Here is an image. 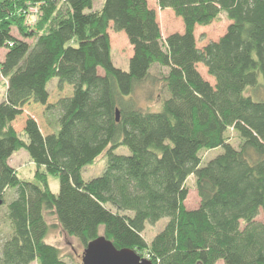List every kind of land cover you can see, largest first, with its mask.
<instances>
[{
  "label": "trees",
  "instance_id": "obj_1",
  "mask_svg": "<svg viewBox=\"0 0 264 264\" xmlns=\"http://www.w3.org/2000/svg\"><path fill=\"white\" fill-rule=\"evenodd\" d=\"M26 2L39 4L32 27L19 13ZM156 2L181 19V31L163 36L146 0H103L96 9L93 0H0V72L9 74L1 204L13 192L0 264H81L45 241L54 225L83 248L104 235L151 264H264V95L256 92L264 88V0ZM220 14L225 31L198 45L196 26ZM110 28L131 46L126 69L111 59ZM146 82L157 86L158 109L136 98ZM27 102L40 107L42 124ZM120 145L129 153H116ZM20 149L57 176V192L37 171L31 180L17 175L9 159ZM100 154L104 170L84 179L82 168ZM189 175L193 208L184 204ZM163 217L147 241L145 224Z\"/></svg>",
  "mask_w": 264,
  "mask_h": 264
},
{
  "label": "rangeland",
  "instance_id": "obj_2",
  "mask_svg": "<svg viewBox=\"0 0 264 264\" xmlns=\"http://www.w3.org/2000/svg\"><path fill=\"white\" fill-rule=\"evenodd\" d=\"M99 0H93L94 4H97ZM161 9V8H159ZM160 24L163 28V31L166 30H176L180 28L181 19L176 17L174 14L171 15L163 13V15L159 16ZM228 21L225 19L224 14H220L219 18L211 22L206 26H196L195 28V36L198 45H202L204 42L218 38L226 29ZM166 29V30H165ZM162 31V32H163ZM17 31L13 29V34L18 36ZM163 32V33H164ZM110 43H111V59L113 63L123 69L127 68V53L129 51V43L127 42L126 36L123 31H115L113 29H108ZM28 42H31L30 39H27ZM3 49L0 50V60L3 57ZM23 60L18 62L19 66H22ZM203 76L210 79L206 73L205 68L202 65H198ZM100 71V69H99ZM101 72V71H100ZM8 72L1 71L0 72V101L6 97L7 89H8ZM57 82L56 78L51 79L48 82V89L55 91V83ZM151 94L148 97L149 92ZM157 86H151L150 83H144L140 88L136 90V98L141 106H146L149 109H158L160 98L157 97ZM257 94L264 95V88L258 87ZM63 93V92H62ZM65 93V91H64ZM30 103L27 102V112L32 113L42 124V120L40 118V107L37 109L33 108V106H29ZM234 139V137H232ZM222 150L221 147L210 149V150H202L201 157L203 160H206L218 152ZM116 153H129V150L126 146L120 145L114 150ZM9 164L15 169L17 175L20 178L25 179H33L35 177V171H37L40 177H45L47 179L49 188L53 192L58 191L59 182L56 175L45 174L42 167H37L34 163L29 159L25 150L20 149L14 152L10 159ZM106 165V157L104 154H100L97 158L91 163L84 166L81 170V174L84 179H88L92 176L100 174ZM187 185V196L184 200V204L187 208H193L198 204V196L196 194L195 186H194V178L193 175H189L186 178ZM13 192L11 190H7L5 195V202L0 205V242L3 237L6 235L8 231V219L6 217V203L10 201L12 198ZM260 219H263L262 214L258 216ZM46 219L48 222H54L52 216L46 215ZM166 221V217H163L156 221L153 224H145L143 230L144 238L149 241L151 237L159 231ZM45 241L52 243L60 248L61 252L66 256V259L72 257L74 260L80 259V255L83 250V246L79 243L77 238L74 236L66 234L58 225L52 226L46 237ZM141 256V255H140ZM144 257V256H143ZM29 264H35V262H31ZM216 264H223L221 260L216 262Z\"/></svg>",
  "mask_w": 264,
  "mask_h": 264
},
{
  "label": "water",
  "instance_id": "obj_3",
  "mask_svg": "<svg viewBox=\"0 0 264 264\" xmlns=\"http://www.w3.org/2000/svg\"><path fill=\"white\" fill-rule=\"evenodd\" d=\"M80 260L81 264H151L148 258L139 256L129 247H115L104 235H99L87 242Z\"/></svg>",
  "mask_w": 264,
  "mask_h": 264
},
{
  "label": "built area",
  "instance_id": "obj_4",
  "mask_svg": "<svg viewBox=\"0 0 264 264\" xmlns=\"http://www.w3.org/2000/svg\"><path fill=\"white\" fill-rule=\"evenodd\" d=\"M19 13L22 17V23L27 27H32L40 13L39 4L26 2L25 5L19 9Z\"/></svg>",
  "mask_w": 264,
  "mask_h": 264
},
{
  "label": "crops",
  "instance_id": "obj_5",
  "mask_svg": "<svg viewBox=\"0 0 264 264\" xmlns=\"http://www.w3.org/2000/svg\"><path fill=\"white\" fill-rule=\"evenodd\" d=\"M147 1V3H148V5L150 6V7H153L155 10H156V17H157V21H158V23H159V26H160V30H161V34L164 36L165 34H167V33H169V32H172V31H175V30H166L165 32L163 31V28H162V26H161V24H160V21H159V16L160 15H163V13L165 12V14H169V15H171V12H172V14H174L173 13V11L170 9V8H163V9H159V7L157 6V2H156V0H146ZM102 2H103V0H99V2L97 3V4H94L93 5V8H99L100 6H101V4H102ZM177 17V16H176ZM228 21V20H227ZM180 24H181V26H180V28H177L176 30L177 31H181L182 30V28H183V26H182V22L180 21ZM164 33H163V32ZM110 49H111V43H110ZM130 54H131V46H130V44H129V51H128V53H127V59L126 60H128V58H129V56H130ZM16 152V151H15ZM14 153V152H13ZM12 153V154H13ZM11 154V155H12ZM11 157V156H10Z\"/></svg>",
  "mask_w": 264,
  "mask_h": 264
}]
</instances>
